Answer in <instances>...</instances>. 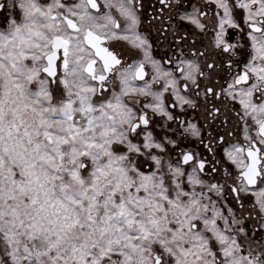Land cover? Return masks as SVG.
<instances>
[{
    "label": "snow or ice",
    "instance_id": "obj_1",
    "mask_svg": "<svg viewBox=\"0 0 264 264\" xmlns=\"http://www.w3.org/2000/svg\"><path fill=\"white\" fill-rule=\"evenodd\" d=\"M0 264H264V0H0Z\"/></svg>",
    "mask_w": 264,
    "mask_h": 264
}]
</instances>
